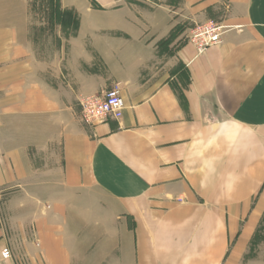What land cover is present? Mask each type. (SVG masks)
Returning a JSON list of instances; mask_svg holds the SVG:
<instances>
[{"label":"crops","instance_id":"obj_1","mask_svg":"<svg viewBox=\"0 0 264 264\" xmlns=\"http://www.w3.org/2000/svg\"><path fill=\"white\" fill-rule=\"evenodd\" d=\"M61 1L71 45L0 86V264H225L264 187V0ZM115 87L123 117L85 123Z\"/></svg>","mask_w":264,"mask_h":264},{"label":"rangeland","instance_id":"obj_2","mask_svg":"<svg viewBox=\"0 0 264 264\" xmlns=\"http://www.w3.org/2000/svg\"><path fill=\"white\" fill-rule=\"evenodd\" d=\"M65 9L61 0H0V86L6 84L9 60L13 65L16 59L49 60L57 45H71L80 19ZM105 21L95 19L97 24ZM225 264H264V187L251 202V237L231 244Z\"/></svg>","mask_w":264,"mask_h":264},{"label":"built area","instance_id":"obj_3","mask_svg":"<svg viewBox=\"0 0 264 264\" xmlns=\"http://www.w3.org/2000/svg\"><path fill=\"white\" fill-rule=\"evenodd\" d=\"M227 27L210 21L194 26L188 35V42L195 46L198 55L220 45ZM81 116L87 124H97L108 119L120 120L125 110V102L118 87L109 90L103 98L90 97L80 102ZM3 259L11 258L8 250L3 251Z\"/></svg>","mask_w":264,"mask_h":264},{"label":"trees","instance_id":"obj_4","mask_svg":"<svg viewBox=\"0 0 264 264\" xmlns=\"http://www.w3.org/2000/svg\"><path fill=\"white\" fill-rule=\"evenodd\" d=\"M172 39H171V41L169 40V41H167V42H165V43H162V45H170L171 43H172Z\"/></svg>","mask_w":264,"mask_h":264}]
</instances>
